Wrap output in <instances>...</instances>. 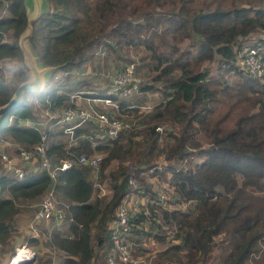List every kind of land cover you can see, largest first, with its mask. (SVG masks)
<instances>
[{
  "label": "trees",
  "instance_id": "16d2710c",
  "mask_svg": "<svg viewBox=\"0 0 264 264\" xmlns=\"http://www.w3.org/2000/svg\"><path fill=\"white\" fill-rule=\"evenodd\" d=\"M26 5V0H0V60L16 59L8 66L9 75L0 63V105L31 75L19 47L27 25ZM254 32H264V0H42L28 43L38 65L64 74H46L39 94L24 93L19 105L0 118V135L10 134L16 152L18 146L31 148L40 140L37 130L21 125L23 119L35 117L25 98L32 97L52 112L75 107L71 92L76 88L68 87L64 77L99 49L119 58V49H134L149 76V81L140 82L138 92L158 90L161 98L141 112L135 93L128 101L118 92L107 94L108 86L82 94L120 99L121 114L138 111L140 116L152 111L142 119L133 116L136 133L126 138L119 135L108 143L113 146L100 163V174L112 184L113 194L107 201L92 199V168L84 164L75 163L54 177L42 168L26 170L18 177L5 169L0 156V257L15 252L14 222L23 210L20 203L56 189L69 201L73 236L55 232L50 244L65 253L61 264H92L110 245V223L124 196L144 188L150 198H156L149 186L130 185L131 172L121 162L104 174L112 159L126 157L147 169L154 167L153 174L160 178L166 179L168 171L173 203L192 202L185 210L161 208L162 222L150 223L146 231L135 226L145 220L143 214L134 218L137 241L150 236L165 243L160 228L165 224L174 228L172 238L177 242L157 251L153 264H249L251 259L264 264V73L249 75L240 64L247 35ZM252 46L260 49L264 65V37ZM214 61L238 80L230 84L215 79ZM160 121L176 126L177 131L159 132ZM143 122L148 125L142 128ZM94 125L87 121L76 127L70 147L51 141L47 155L67 158L108 148L107 143L94 146L84 136ZM161 156L186 165L191 156L201 158L182 168L165 165L159 171L156 158ZM27 241L33 245L37 239Z\"/></svg>",
  "mask_w": 264,
  "mask_h": 264
},
{
  "label": "rangeland",
  "instance_id": "374dc122",
  "mask_svg": "<svg viewBox=\"0 0 264 264\" xmlns=\"http://www.w3.org/2000/svg\"><path fill=\"white\" fill-rule=\"evenodd\" d=\"M28 5V9H29ZM1 12V11H0ZM247 41L244 42V44L248 47L251 46L256 39L264 37V32H254L250 35H247ZM243 49V48H242ZM241 52V50H240ZM239 52V53H240ZM117 53H121V57L119 58L116 53L107 51V49H99L91 58L89 61L80 64L78 66H74L71 68V70L67 73L68 75L64 77V79L67 81L68 87L75 86V90L71 92L72 94H75L74 92H85L86 94L97 92V91H103L106 89V87L110 86V82L113 78V76L119 71L120 68H122L124 65L134 62L136 64L135 71L136 75L140 77L141 80L144 82L149 81V76L147 74L146 69L142 67V61L140 60V54L136 53L134 49L130 48H123L119 49ZM238 53V54H239ZM12 61H16L15 58L9 59V58H3L0 60V63L2 66H4L5 73L7 75L10 74V70L8 69V66L12 64ZM237 62V61H236ZM238 67L237 63H235ZM212 73L214 75L215 79L222 78L223 82L228 81L230 84H233L238 80V76L234 73H229L227 70L221 71L220 68H218V65L216 64V61L212 62L211 67ZM59 70L54 71L53 73L48 72L47 76L50 75H56L59 77L60 75L64 74V72L59 73ZM55 78V77H54ZM261 81V80H260ZM264 83L263 81H261ZM155 93L151 91H145L140 94V92H134L137 95V99L134 100V102L139 106V109L141 112L148 111L147 108H151L154 104H157L158 101L161 98L160 91L156 90ZM71 94V96H72ZM75 102L76 106L82 107L83 105H86L88 101L86 100L85 96H75ZM125 101L129 100V97L126 96L123 98ZM26 102H30L32 104V110L34 112V118L43 121L44 126L49 124L47 119V115L45 113L44 106L40 105L36 101L32 99V97H26ZM91 104H95L98 108L108 110L109 107L107 105H104L103 102L100 101H89ZM51 114L56 115L59 113L49 111ZM143 113L139 116L138 111L137 112H131L130 114H121L118 110H113L114 115H119L122 117H127L129 119H133V116H137L136 119H139L141 117L151 113ZM148 121V120H147ZM151 124V122H150ZM148 123L143 122V127L147 126ZM43 126V127H44ZM159 127H161L159 132H162L165 128L167 130H174L177 131V127L174 128L171 127L169 124H167L165 121L159 122ZM136 128V127H135ZM130 128L127 130H124V132H120L119 135H124V137H129L131 133L134 131H137L138 128L135 129ZM141 129V128H140ZM56 131H53L49 136L48 140L51 141H58V143H62L64 146H69L71 140L64 134H61V132L58 129H55ZM136 133V132H134ZM8 133H1L0 138H2L0 141H5L3 144V149H0V152L3 151L8 156H17V152L14 150L16 148L14 142L15 140L9 136ZM118 135V136H119ZM118 136L115 138V140L118 138ZM133 138L138 139L137 136H133ZM12 142V144L10 143ZM112 142V141H111ZM122 144L125 143V139L121 141ZM110 144L104 145L108 146ZM22 146V145H21ZM113 145L108 146V148H104L101 150H96L99 153L102 154L103 158L108 155V152L110 148ZM20 147V146H19ZM18 147V148H19ZM53 160H59L58 155L52 154ZM102 158V159H103ZM201 157H195L191 156L189 162L187 165L182 160H176V159H170V160H164L163 156L156 158V163L158 166L159 171H164L165 165H171L172 167L176 168H182L185 165L188 166V164L195 162L197 160H200ZM32 164H29V166H25L23 160L18 159V164L24 168V170H39V161L36 158L32 159ZM102 161V160H101ZM122 163L123 166L130 171V176L133 179V182L135 183V186H149L151 190L154 192H164L168 200L165 202L163 207L167 208H181V209H187L189 207V204L192 202H180V203H173V196H172V187L170 184L171 176L168 171L165 172L166 179L160 178L156 174H153L155 172V168H146V166H143L142 164H135L133 161H130L128 158H123L122 160L119 159V157H116L112 159L110 166L106 169L104 174H107L110 169L115 168L118 163ZM101 163V162H100ZM100 165L98 168L92 169L91 174V180L93 182L94 186V194L93 198H99L102 201H107L111 195L113 194L112 191V184L111 179L108 177H104L100 174ZM129 168V169H128ZM130 185L132 183L130 182ZM48 189L45 195L49 192ZM54 202L57 207L62 208L65 210L66 217L64 219H56L55 217L49 218V219H40L35 220L34 214L36 209L38 208L39 202L43 199L42 196L39 199H33L31 201H22L20 204L23 206V210L20 211V213L17 214L15 217L14 226L16 229L15 235L16 237L13 238V244H14V250L17 246H19L22 243L27 244L28 246H31L34 249L35 255L34 259L32 260L33 264H61L62 259L65 255V253L57 248H55L53 245H51V239L52 234L57 232L61 233L63 235L67 236H73V234L70 232V221L69 214L67 212V203H69L68 199L61 193H58V190L54 189ZM141 195H132L128 196L126 199L125 204H134V202L137 200V197H140ZM177 199V197H176ZM173 206V207H171ZM162 222V221H160ZM111 226V225H110ZM149 224H147V227ZM154 229L155 226H153ZM174 228L170 227L169 225L165 224L162 228H160L161 233L165 236V243H161L156 241L154 238L150 236L143 237L142 239L137 242V244L134 246L131 256V264H153L152 261L155 258V254L157 251L163 249L165 246L170 245V243L177 242L176 239L172 238ZM167 234V235H166ZM29 237H35L37 239V242L35 244H29L27 241V238ZM219 238V237H218ZM13 250V251H14ZM108 247L106 245V248L96 257L93 259L94 264H105V259L107 255ZM97 251V248H96ZM2 255V254H0ZM213 255H216V251L213 253ZM10 259V256H2L0 257V264H7V260ZM217 260V259H216ZM215 260V262H216ZM256 261L251 259L249 264H254ZM206 264H212L211 261H208Z\"/></svg>",
  "mask_w": 264,
  "mask_h": 264
},
{
  "label": "built area",
  "instance_id": "2783aa9c",
  "mask_svg": "<svg viewBox=\"0 0 264 264\" xmlns=\"http://www.w3.org/2000/svg\"><path fill=\"white\" fill-rule=\"evenodd\" d=\"M242 60L240 61L242 69L249 75H262L264 73V65L260 56V49L256 46H248L242 50ZM136 64L130 62L120 69L112 78L107 94L118 92L122 98L138 91L141 79L136 75ZM72 97L82 96L85 92H74ZM89 93V92H88ZM86 106H75L64 109L61 113L53 115L48 109H45L48 122L44 126V122L36 118H25L21 121V125L32 127L40 133V140L31 148L18 146L17 156H8L3 151L0 152L6 170L12 172L15 176L21 177L25 170L18 164V159L26 163H32L37 157L40 163V168L45 169L52 177L61 170H64L73 164H84L92 169L98 168L103 158L99 152L91 151L88 154L81 153L76 156L60 158L53 160L52 155H47L49 145L48 136L55 130L61 129L71 141L75 140V129L83 122H93L95 125L85 133L84 136L95 146L97 144H108L115 140L121 131L134 127V120L119 115H114L113 110H118L120 99H114L111 96L87 97ZM89 101H100L109 107L108 110L100 109L95 104ZM150 108H147L149 110ZM44 126V127H43ZM160 130L161 127L157 126ZM2 138H0L1 140ZM5 143V141H0ZM12 144V142H10ZM15 144V142H14ZM72 146L71 144L68 146ZM2 150V149H1ZM132 187L135 186L133 179L129 177V183ZM141 195L137 197L134 204H125L128 196ZM156 198H150L149 193L144 188H139L136 192L128 193L124 196L122 202L115 210L114 219L110 223L111 236L110 245L107 250L105 264H131V256L134 246L137 244L138 237L134 234V218L138 214H143L145 220L139 221L135 226L142 230H147V224L160 222L161 208L168 200L164 192H155ZM54 192L51 189L39 202L38 208L35 211L34 219H56L65 218V210L56 206L53 198ZM154 206V209L151 206ZM173 207V206H171ZM173 209V208H169ZM142 239V238H140ZM139 239V240H140ZM25 248L27 255L21 260L29 259L35 255L34 249L25 243L19 245ZM17 246V247H19ZM16 247V249H17ZM15 249V250H16ZM15 253L6 262L7 264H16L14 261ZM20 261V260H19ZM255 264V263H254Z\"/></svg>",
  "mask_w": 264,
  "mask_h": 264
},
{
  "label": "water",
  "instance_id": "95a60500",
  "mask_svg": "<svg viewBox=\"0 0 264 264\" xmlns=\"http://www.w3.org/2000/svg\"><path fill=\"white\" fill-rule=\"evenodd\" d=\"M39 10L40 0H35L34 10L28 14L26 29L22 32L19 38V47L23 52L24 61L28 66L31 75L28 79L17 85L6 103L0 105V118L3 114L19 105L21 97L24 93L34 94L30 91V89L35 88L37 90L35 94H39L44 88V74L49 69V66L38 65L36 57L34 56L28 43V37L32 33V22L39 16ZM33 259L34 256L29 259L20 260L17 264H30Z\"/></svg>",
  "mask_w": 264,
  "mask_h": 264
},
{
  "label": "crops",
  "instance_id": "0c3cea01",
  "mask_svg": "<svg viewBox=\"0 0 264 264\" xmlns=\"http://www.w3.org/2000/svg\"><path fill=\"white\" fill-rule=\"evenodd\" d=\"M26 2H27L26 8H27V16H28V14L34 10V7H35V0H26ZM28 5L30 6L29 9H28ZM41 9H42V0H40V10H39V13L41 12ZM2 13H3V14H6V11L3 10ZM39 15H40V14H39ZM40 66H41V65H40ZM49 70H50V67H49V69L46 71V73L44 74V80H45V76H46V74L49 72ZM74 99H76V98H74ZM3 147H4L3 144H0V149H3ZM14 237H16V236H14ZM14 237H13V238H14ZM92 264H94V263H92Z\"/></svg>",
  "mask_w": 264,
  "mask_h": 264
},
{
  "label": "bare ground",
  "instance_id": "6f19581e",
  "mask_svg": "<svg viewBox=\"0 0 264 264\" xmlns=\"http://www.w3.org/2000/svg\"><path fill=\"white\" fill-rule=\"evenodd\" d=\"M25 255H27L25 248L22 247H17V249L15 250V256L14 261L16 262V264L18 263L19 260H21Z\"/></svg>",
  "mask_w": 264,
  "mask_h": 264
},
{
  "label": "clouds",
  "instance_id": "9594fccd",
  "mask_svg": "<svg viewBox=\"0 0 264 264\" xmlns=\"http://www.w3.org/2000/svg\"><path fill=\"white\" fill-rule=\"evenodd\" d=\"M246 47H247V46H246ZM141 81H142V80H141ZM30 91L33 92L34 94L37 92V90H36L35 88L30 89ZM14 253H15V252H14ZM12 256H13V255H12ZM10 258H11V257H10ZM8 260H9V259H8ZM8 260H7V261H8Z\"/></svg>",
  "mask_w": 264,
  "mask_h": 264
}]
</instances>
